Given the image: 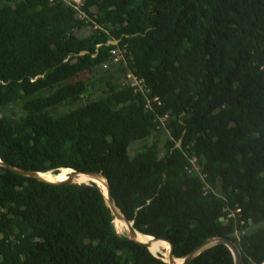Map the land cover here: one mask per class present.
<instances>
[{
	"label": "trees",
	"instance_id": "obj_1",
	"mask_svg": "<svg viewBox=\"0 0 264 264\" xmlns=\"http://www.w3.org/2000/svg\"><path fill=\"white\" fill-rule=\"evenodd\" d=\"M64 1L0 0L1 162L101 174L133 229L169 241L175 260L228 238L264 264V0H83L81 18ZM112 40L144 95L124 64L104 69ZM98 84L103 98L52 115ZM159 131L162 157L153 144L129 155ZM0 264L170 263L118 232L96 183L0 165ZM191 264L235 258L215 246Z\"/></svg>",
	"mask_w": 264,
	"mask_h": 264
},
{
	"label": "water",
	"instance_id": "obj_2",
	"mask_svg": "<svg viewBox=\"0 0 264 264\" xmlns=\"http://www.w3.org/2000/svg\"><path fill=\"white\" fill-rule=\"evenodd\" d=\"M0 165L6 167L7 169H9L10 171L12 172H15L17 174H20L22 176H26V177H29V178H34V179H38V180H41V181H44V182H47V183H50V184H53V185H63V184H73L75 183L72 179V177H75V176H78L80 174H83L87 177L90 178V180H92V182L96 183V181H99V180H105L106 183H107V186H108V192H109V200L106 199L107 201V204L109 206V208L111 209L113 215L115 216V219H118V220H123L125 221L127 224L129 225H132L131 226V231L134 233V234H140L138 232H136L134 229H133V223L129 222L125 216L120 212L119 208L117 207V204L115 203L114 201V198L112 196V193H111V190L109 188V185H108V181L105 179V177H103L101 174L99 173H94V172H89V173H86V172H76V171H73V174L68 178V180L64 183H55V182H48L46 180H43L41 178V175H44V174H41V173H35V172H31V171H27V170H24V169H20V168H15L13 166H9V165H5L1 162L0 160ZM88 184V183H87ZM99 187V186H98ZM106 198V197H105ZM120 213V215L118 214V212ZM222 223L223 220L221 219ZM143 235V234H142ZM146 237H150V236H147V235H144ZM130 237V236H129ZM154 240V242L156 241H162V242H166V243H169L171 245V250L169 251V258H168V261H166L167 263H170V264H176L174 261H175V258H174V254H173V245L169 242V241H166V240H158V239H155L153 237H150ZM131 240L135 241L136 243H139V244H143L144 246H146L148 249L150 248L151 244L150 243H141L137 240H135L134 238H131ZM215 246H227V248L230 249V251L233 253L234 255V258H235V264H245V261H244V256H243V253L241 252V249H240V245L228 238H220V239H212V240H209L208 242H206L202 247H199L198 249H196L190 256H188L185 260H183V263L182 264H191L194 259H196L199 255H201L204 251H206L207 249L211 248V247H215ZM150 250V249H149Z\"/></svg>",
	"mask_w": 264,
	"mask_h": 264
},
{
	"label": "rangeland",
	"instance_id": "obj_3",
	"mask_svg": "<svg viewBox=\"0 0 264 264\" xmlns=\"http://www.w3.org/2000/svg\"><path fill=\"white\" fill-rule=\"evenodd\" d=\"M73 1L81 3L83 0H73ZM85 34H89V31H86ZM83 78L86 80V79H89L90 77H87L86 75H84ZM126 84H128V83H127V81L125 82V80H124V85H126ZM102 89H103V85H100V84L96 85L95 90L90 97H85L83 100H81L75 104L58 108L57 110L52 112V115L55 117H58V116L67 114L71 111H74L76 109H79L81 107H84L87 103L97 101V100L103 98L105 96V93L103 92ZM50 92H51V90H48V91L42 92V94L45 95V94H49ZM14 108H15L14 111L16 112L17 116L22 114V109H21L20 104ZM168 138H169L168 133H166L164 131H159L157 134H154L150 139L132 143L128 149L129 155L133 157L135 155L136 151L142 149L145 145H152L153 144L159 148V154L156 156V158L159 159L166 152L164 146H166V142H167ZM179 146H180V144H179ZM195 170L197 171L198 168L196 167ZM61 172H63V170ZM72 179L75 183H79V184H82L84 182L86 184L92 182V180H90V178L85 176V175H78V176L72 177ZM99 182H101V181H96V184L100 187ZM115 226H116V229L118 230L119 233H121V234H123L124 232L128 233L127 228H125L122 224L118 223L117 219H115ZM128 235H129V233H128ZM236 237L239 238L240 237L239 234H236ZM167 252L169 253V251H167L166 249H163L162 247H156L154 249V251L152 252V254L155 256L161 255L166 260V253Z\"/></svg>",
	"mask_w": 264,
	"mask_h": 264
},
{
	"label": "built area",
	"instance_id": "obj_4",
	"mask_svg": "<svg viewBox=\"0 0 264 264\" xmlns=\"http://www.w3.org/2000/svg\"><path fill=\"white\" fill-rule=\"evenodd\" d=\"M67 5H69L71 8L76 9L79 12L78 17H83V13L81 12L82 9H80V5L82 4L79 2H74L73 0L71 1H64ZM109 45H112L115 49L111 51V60H109L108 63H106L103 67L104 69L109 68L112 65H119V64H124L128 68V73H127V83L130 87L134 88L135 94L141 93L145 94L148 92L147 85L144 79L140 78L139 76L135 75L134 72L130 69L129 63L126 60V47L122 48L119 46V42L116 40H112L108 42ZM195 159L192 160V163L194 164ZM196 171V170H195ZM198 171V170H197ZM204 179L205 177L202 176ZM207 187V186H206Z\"/></svg>",
	"mask_w": 264,
	"mask_h": 264
},
{
	"label": "bare ground",
	"instance_id": "obj_5",
	"mask_svg": "<svg viewBox=\"0 0 264 264\" xmlns=\"http://www.w3.org/2000/svg\"><path fill=\"white\" fill-rule=\"evenodd\" d=\"M73 171L70 170V169H63V172L59 173V175H54L53 174L51 175V173H48V174H44V175H41V178L43 180H46L48 182H55V183H64L68 180V178L72 175ZM71 174V175H70ZM82 175V174H80ZM79 178V177H78ZM101 182H99V185L101 187V190L104 194V196L106 197L107 200H109V192H108V186H107V183L105 180H99ZM118 212V211H117ZM118 214L120 215V213L118 212ZM121 216V215H120ZM117 222L122 224L125 228H127V231L129 233V236L131 238H134L135 240L138 239L137 241H140V242H143V243H150L151 246H150V251L153 252L154 249L156 247H162L163 249H166L167 251H170V245L168 243H166L168 245V247L164 244H161L159 242H162V241H156L154 242V240L150 237H146L142 234H134L132 231H131V226L132 225H129L127 224L125 221L123 220H118L117 219ZM125 224V225H124ZM168 258H169V253L167 252L166 253V260L168 261ZM176 264H182L183 263V260L182 259H178L176 261H174Z\"/></svg>",
	"mask_w": 264,
	"mask_h": 264
}]
</instances>
